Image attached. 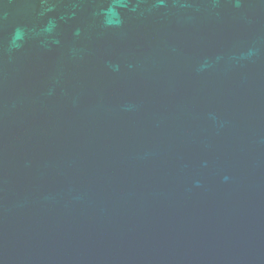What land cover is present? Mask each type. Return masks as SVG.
<instances>
[{"label":"water","instance_id":"1","mask_svg":"<svg viewBox=\"0 0 264 264\" xmlns=\"http://www.w3.org/2000/svg\"><path fill=\"white\" fill-rule=\"evenodd\" d=\"M0 264H264V0H0Z\"/></svg>","mask_w":264,"mask_h":264}]
</instances>
